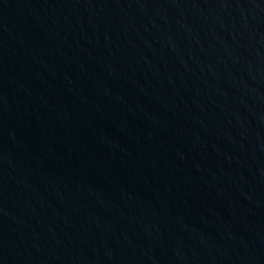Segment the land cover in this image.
Masks as SVG:
<instances>
[{
	"label": "water",
	"instance_id": "95a60500",
	"mask_svg": "<svg viewBox=\"0 0 264 264\" xmlns=\"http://www.w3.org/2000/svg\"><path fill=\"white\" fill-rule=\"evenodd\" d=\"M0 264H264V0H0Z\"/></svg>",
	"mask_w": 264,
	"mask_h": 264
}]
</instances>
